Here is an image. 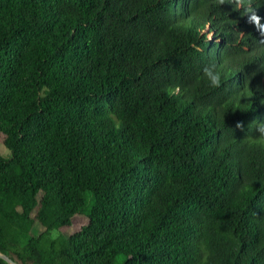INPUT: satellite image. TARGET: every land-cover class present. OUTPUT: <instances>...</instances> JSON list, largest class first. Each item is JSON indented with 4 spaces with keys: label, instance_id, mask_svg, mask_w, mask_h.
Masks as SVG:
<instances>
[{
    "label": "trees",
    "instance_id": "trees-1",
    "mask_svg": "<svg viewBox=\"0 0 264 264\" xmlns=\"http://www.w3.org/2000/svg\"><path fill=\"white\" fill-rule=\"evenodd\" d=\"M261 127L264 0H0L16 264H264Z\"/></svg>",
    "mask_w": 264,
    "mask_h": 264
},
{
    "label": "clouds",
    "instance_id": "clouds-1",
    "mask_svg": "<svg viewBox=\"0 0 264 264\" xmlns=\"http://www.w3.org/2000/svg\"><path fill=\"white\" fill-rule=\"evenodd\" d=\"M204 75L208 78L212 87L219 86V84H220L219 73H213V72L209 71L208 68H205ZM240 126H241V124L238 123L237 127H240ZM258 131L260 132V141H261L262 145H264V127H261L260 129H258Z\"/></svg>",
    "mask_w": 264,
    "mask_h": 264
},
{
    "label": "rangeland",
    "instance_id": "rangeland-1",
    "mask_svg": "<svg viewBox=\"0 0 264 264\" xmlns=\"http://www.w3.org/2000/svg\"><path fill=\"white\" fill-rule=\"evenodd\" d=\"M0 153L1 154L7 153V149L1 144V142H0ZM71 167L74 171H77V166L75 164H72Z\"/></svg>",
    "mask_w": 264,
    "mask_h": 264
},
{
    "label": "water",
    "instance_id": "water-1",
    "mask_svg": "<svg viewBox=\"0 0 264 264\" xmlns=\"http://www.w3.org/2000/svg\"><path fill=\"white\" fill-rule=\"evenodd\" d=\"M0 256H1L2 258H4L8 263H10V264H16V263L13 262L10 258H8L6 255H4V254H0Z\"/></svg>",
    "mask_w": 264,
    "mask_h": 264
}]
</instances>
